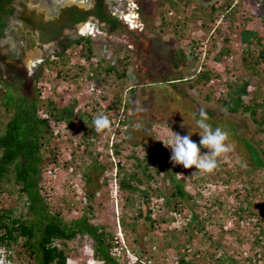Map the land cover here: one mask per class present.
<instances>
[{
    "label": "rangeland",
    "instance_id": "obj_1",
    "mask_svg": "<svg viewBox=\"0 0 264 264\" xmlns=\"http://www.w3.org/2000/svg\"><path fill=\"white\" fill-rule=\"evenodd\" d=\"M112 1H115V4H112ZM176 1L178 2L175 3V8L169 9L170 3L167 0H105L106 10L111 14L117 13L122 25L126 26L122 31L110 30L109 25L99 20L94 23L91 21V17H88L86 21L77 23L75 28L66 29L63 32L64 34L78 32L81 35L90 36L93 49L99 56L117 59L128 55L126 83L128 88H133L134 91L131 95V102L137 99L135 98L137 94L141 96L137 103H134L136 104L134 109L136 114L142 117V120L131 119L130 122L133 121L132 125H139V128L143 130L141 137L145 138L146 135L147 140L144 145L132 147L125 144L119 154L114 153L113 147L116 146V142H119L124 136L131 135L124 131L123 127L125 128V126H121L119 123L122 111L106 109L114 88L117 87L115 77L111 76L108 83L96 88L92 95L89 94V88H92V85L87 86L86 74L90 72L87 67H84L81 77L71 80L70 76L78 71L79 45L76 46L75 51H71V54L67 55L68 63L61 66L62 70L67 71L68 78L56 76V70L60 68L58 65L55 69L50 66H37L46 55L52 52V44H41L37 35L38 31L33 30L34 32H32L22 18L46 21L53 18L52 14L66 6L76 5L82 10H88L93 7L95 0H15L14 12L9 19L8 29L14 28L16 35L1 41V44L8 46H5L6 48L0 46V54L6 60L5 63L0 61V72L6 78L16 75L22 79V91L31 96L34 94V89L39 87L41 88V97L51 96L55 100L62 98L64 102H69L73 97L77 100L76 113L78 116L72 120V128L66 132L62 123L55 129L58 135H53L50 139L51 145L57 149V163L51 162L52 155L47 156L46 160L49 162L42 171L47 200L50 202L52 210L60 211L65 220L86 214L91 222L103 229L104 232L115 234L116 219L119 217L121 220V216H123L125 223L135 222L133 229L129 226L122 230L129 248L139 250L144 255H151L152 264H176L174 261L177 256L176 246L178 245L176 244L184 242L183 236L185 237V235L171 234L169 230L182 227L195 209L205 220L204 230L196 231L198 234L196 233L194 238V244L199 245L200 243V254L194 255L197 250L194 247H191L188 252L194 255L195 264H218L216 261L218 254H220L219 258H223L221 264H264V256L261 253L264 249L253 244L254 234L258 231V227L253 223H247L249 225H246V228L237 227L236 218L230 215L238 201L241 200V193L238 197L236 195L245 186L247 179H252L255 184L259 182L258 177L252 172L248 176L243 172V169H247L248 165L228 151L217 157L218 166L210 173L196 170L194 166L185 169L182 165L173 164L170 161L171 149L165 147L162 142H167L172 131L181 136L190 135V138L193 137L192 126L189 125L192 122L186 117L188 112L183 115L180 111L182 105L187 103L191 108L190 114H199V110L204 108L207 115L210 114L220 120H228L233 125L241 127L242 131L248 135L254 133V135L260 136L256 132V124L248 118V112L229 113L225 109L223 101L226 98L223 97V91L226 89L224 80L240 82L247 75L242 70L240 62L244 46L240 41V32L242 28H245L260 32V34L264 33V0H189L186 4H183L181 0ZM225 1L231 2V8L226 7ZM211 6L215 7L218 16H215V20L210 24L217 25L220 32L216 35L212 32L213 30H210L203 37L206 39L202 40L203 43L207 40L206 44L200 43L195 49H190L193 51L192 54L188 50L191 43L187 42L192 36L200 37L201 33L199 31H196V35L187 33L184 40H180L173 35L171 25H163L160 21L162 17L184 18L195 13L200 16L196 22L199 24L201 19L206 16L202 13L203 8L208 12ZM234 6L237 9L232 12L233 22L230 28L229 22L224 17L222 18L221 14H228ZM193 23L189 22L187 26H192ZM24 33H30L33 36L34 41L31 45L29 40L22 41L21 38H25ZM224 36L230 38L229 43L222 40ZM211 40L216 41L215 46L209 55L206 50V56L201 60L203 50L206 48L204 46L212 45ZM8 48L18 54L15 60L10 57ZM181 48L185 49L184 56H179L178 52ZM198 48L201 50L197 53ZM220 50L222 54L220 59L214 60V56ZM226 51L227 53H225ZM228 60L232 63L226 66ZM93 61L95 62V60ZM210 63L214 64L212 74L220 76L212 79L213 91L221 93L214 94L208 101L187 87L185 82L167 83V87L164 88L162 81L157 86L158 88L148 89V84L152 81L159 82L165 78L178 77L179 75L186 77L189 76V73H194L195 70ZM10 65H14V67H9ZM224 69H228L229 73L224 72ZM260 70L261 74L259 75L264 76L263 69L259 68L258 71ZM36 75H39L40 79L35 83L33 79ZM256 82H258V86H256ZM136 87L137 90L134 89ZM248 88L250 90L248 93L253 90L261 91L262 98L260 100H264V78L254 77ZM125 91L122 96L125 95ZM144 92L146 93L144 94ZM182 92L191 96L193 100L190 97L182 98ZM103 95L106 97H102ZM175 97H181V102L176 107L172 105L176 102L173 99ZM249 97L247 94L243 100L247 101ZM101 113L112 122L111 129L100 132L95 130L96 136L91 139L92 144L88 150L84 151L81 148L79 152L73 148V141H77L84 126L93 125V117ZM79 116H82V121L79 120ZM224 125L228 126V124ZM197 140H200V137ZM69 143L72 144V147ZM132 151L138 154L141 159L142 157L146 158L148 153L153 154L155 158L163 159V163L159 164L158 172L154 171L153 165L148 168L146 174L149 173L150 177L142 178V183L137 184L140 188L157 189L167 194L172 184L169 183L166 176L173 173L177 179L182 180L184 190L195 200L194 208L186 207L180 212H174L171 208H165L162 205L163 199L159 201L162 203H157L158 206L156 203L152 205L151 203L156 198L154 195L150 197L149 205L145 204L143 198L134 196L133 205L125 206L124 196L126 194H122L119 189L116 190V185L112 182L118 183V181L111 178L118 171L117 164H121L126 172L139 171L140 168L137 167L136 160L128 157ZM155 151L159 152L157 155L159 157L154 154ZM207 151L208 149L201 154ZM100 166L104 170L96 169ZM235 166L236 169H234ZM231 169L234 170L235 178L233 177L230 183L224 184L222 182L226 177L224 171L231 172ZM84 172L91 174V183H84ZM108 176L109 178H107ZM83 186L89 192H93L91 202L88 201ZM212 200L222 202L221 206L212 204ZM255 200L261 202V207L264 208L263 192L256 193ZM70 203H73L74 206L70 207ZM0 206L14 208L16 213L25 212V205H22L16 193H3L0 197ZM53 206L56 209H53ZM151 206L154 208L151 210V218L154 220L165 218L166 222L158 221L155 225H151L148 220L144 219L145 209ZM57 245L61 246L59 243ZM154 245L156 249L150 250ZM66 249L67 264H95L91 259L88 243L84 239L81 241L78 238L68 240ZM19 250H21L20 246H15L10 251L3 250L0 253V259L4 260V264H9V262L10 264H35L18 255ZM179 251L185 250L179 248ZM210 253L214 254L213 257ZM246 256L250 258L249 263L245 260ZM129 262L131 261L121 258L118 264H139L138 262Z\"/></svg>",
    "mask_w": 264,
    "mask_h": 264
},
{
    "label": "trees",
    "instance_id": "obj_2",
    "mask_svg": "<svg viewBox=\"0 0 264 264\" xmlns=\"http://www.w3.org/2000/svg\"><path fill=\"white\" fill-rule=\"evenodd\" d=\"M14 1L0 0V44L3 39L16 35L14 28L8 29L10 25L9 19L14 12ZM181 1L183 4H186L189 0ZM167 2L170 3V7L168 8L171 9V7L175 8V3L178 1L167 0ZM105 3V0H95L93 7L88 10H82L76 5L66 6L58 10L57 13L52 14L53 18L46 21L30 20L24 17L22 19L25 20L32 32L38 31L37 35L41 44H52V52L46 55L37 66H50V68L55 69L58 65L60 68L56 70V76L68 78L67 71L62 70L61 66L68 63L67 55H70L71 51H75L74 49L79 45L78 55H80V60L77 62L78 71H75L70 76L71 80L81 77L84 67H87L90 71L86 74L87 86L92 85V88H89V94L92 95L96 91V88L106 85L111 76L115 77L117 87L116 89L114 88L112 98L106 109L121 110L122 117L119 119V123L121 126H125V128L123 127L124 131L131 134L130 136L122 137L119 142H116L113 150L115 154H119L120 149L125 147V144L137 147L144 145L147 141L146 135L145 138L141 137L143 130L136 127L137 125L135 124L132 125L133 121L130 122L131 119L142 120V117L138 116L134 109L136 105L134 103H137L141 96L137 94L135 97L137 99L131 102V95L134 91L132 90L133 88H128L126 83L129 57L125 55L121 58L112 59L99 56L93 49L90 36L81 35L78 32H74V34L63 33L66 29L75 28L77 23L86 21L88 17H91L90 19L94 23H96V20H99L109 25L110 30L122 31L126 26L122 25L117 13L111 14L106 10ZM112 4H115V1H112ZM225 4L226 7L231 8V2L225 1ZM238 5L240 6V3ZM234 7L228 14H221L222 18L224 17L229 22L230 28L233 22L232 12L237 9V7ZM214 8V6H211L208 12L203 8L202 13L206 16L201 19L199 24H196V22H198V17L200 16H197L195 13L184 18L162 17L160 21L163 25H171L173 35L180 38V40H184L187 33L188 35H196V31H199L201 33L200 37L195 38L192 36L187 42L196 46L197 43H200L201 38L207 35L213 28V24L211 25L210 23L215 20V16H218ZM189 22L194 23L188 27L187 24ZM218 28L214 29L216 35L220 32ZM24 37L27 39L21 38L22 41L29 40L30 45L33 43L34 39L30 33H24ZM229 39L228 36L222 38L225 43H229ZM240 41L244 45L240 62L242 70L247 75L240 82L228 79L224 80L226 89L223 92V97L226 100L223 101V104L229 113L248 112V118L256 124V132L260 136L254 135V133L248 135L242 131L241 127L233 125L228 120H220L210 114L207 115V123L211 124L213 128L221 127L228 132V143L232 150H230V153L235 154L240 161L248 165L247 169H243V172L247 173V176L252 172L253 175L258 177V184H255V181L248 178L245 186L239 190L236 196L238 197L241 193V200L238 201L232 213L236 218L235 223L237 227L240 219L245 221L244 226L240 227L246 228V225L251 223L258 227V231L256 232L258 234H254L253 244L264 249V208L261 207V202L255 200L256 193H264V100H260L262 98L261 91L253 90L249 93L247 91V86L250 82H253L254 77L264 78L263 75H259L261 74V70L258 71L259 68H262V73L264 72V33L260 34V32L242 28ZM211 42L214 47L216 41L211 40ZM0 46L5 47L8 45L1 44ZM184 48L179 50V56H184ZM209 49L211 51L212 48L208 47L207 50ZM8 50L10 51V57L15 60L18 54L12 51L11 48H8ZM221 55L220 50L214 56V60L220 59ZM176 60L179 61V59ZM0 61L6 62L2 54H0ZM212 62L214 63L213 60ZM213 63L203 66L200 70H195L194 73H189V76L186 77L179 75L178 77L165 78L159 82L152 81L148 84V89L158 88L157 86L162 81L164 88L167 87V83L185 82L187 87L208 101L212 97L213 87L211 85L209 89L208 83L213 77H220L219 74H212V66L215 64ZM231 63L228 60L226 66ZM12 66L14 67V65ZM12 66L10 65L9 67ZM224 70V72L229 73L228 69ZM39 73L41 74V72ZM38 76L36 75L33 79L35 83L40 79ZM21 81L22 79H19L16 75L6 78L0 72V197L3 193H16L22 205H25L24 213L21 211L16 213L14 208H3L0 206V247L9 250L14 249L15 246H20L21 250L17 252L18 255L33 261L35 264H67L66 242L78 238L79 241L84 239L88 243L89 248L92 249V257L95 260L103 261L100 264H118V261L109 253V247L113 246V233L104 232L103 229H100L99 226L91 222L86 214H82L78 218L65 220L60 211L52 210V206L48 202L44 190L42 171L44 166L49 162L46 160L47 156L50 157L52 155L50 157L51 162L57 163V149L51 145L50 139L53 135H58L55 129L60 124H64L63 129L66 132L72 128V120L78 116L76 113L77 100L73 97L69 102H64L62 98L55 100L51 96L41 97V88L39 87L34 89V94L31 96L22 91ZM258 85V82H256V86ZM134 89L137 90V87ZM124 91L125 95L122 96ZM182 93V98L190 97L192 99L188 94ZM247 94L250 97L249 100L245 101L243 97ZM102 97L105 98L106 96L103 95ZM181 97L173 98L176 102L172 105L176 107L181 102ZM182 106H179L181 107V113L185 115L188 112L189 114L187 113L186 117L192 122L189 124L192 126L193 132V137L190 139L199 145V140L197 139L200 137L199 133L201 130L196 125V120L200 118L199 114H190L189 110L191 108L188 103ZM78 118L81 121L83 120L82 116ZM224 124H228V126ZM96 133L93 125H85L77 141H73V148L79 152L81 148L84 151L88 150L92 144L91 139L96 136ZM71 143L69 145L72 147ZM206 150V148H200L201 152ZM158 153V151L154 152L156 156ZM128 157L136 160V165L140 168L139 171L126 172L121 164H117L118 171L114 176L118 181L117 186L120 192L126 194L124 196L125 206L129 207L133 205L134 196L143 198L145 204L149 205L150 197L154 195V197H162V205L165 208H171L174 212H180L186 207L194 208V205H196L195 200L184 190L182 180L177 179L173 173L166 176L169 183L172 184L167 194L157 189H143L137 185L142 183V178L150 177V174H146V171L151 165L154 166V171L158 172L159 164L163 163V159L155 158L153 154L149 153L146 158L142 157L141 159L134 151L128 154ZM65 167H67V164H65ZM98 168L100 171L104 170L102 166L96 169ZM224 173L226 174V177L222 180L224 184L230 183L232 178H235L232 171L225 170ZM83 178L84 183L92 182L89 172H84ZM85 191L88 201L91 202L93 192H89L86 188ZM212 204L221 206L222 202L212 200ZM72 206L74 204L70 203V207ZM54 208L56 209L53 206ZM89 208L91 209V207ZM145 212L144 219L148 220L151 225H155L158 221L166 222L167 220L165 218H161L160 220L152 219L150 208L145 209ZM120 221L123 228L130 226L133 229L135 227L134 221L125 223L123 216H121ZM204 221L194 209V212L191 213L187 222L182 227L171 228L169 230L171 234L185 235V237L183 236V239L185 238L184 242L176 244L178 245L176 246L177 264H195L194 255L198 256L201 248L199 247L200 243L199 245L194 244V238L196 233L198 234L196 231L204 230ZM171 237L173 238V235ZM239 239L241 241V236ZM57 243L61 244V246H58ZM191 247L197 249L194 255L188 253ZM214 247L216 248V245ZM179 248H183L185 251H179ZM261 253L264 256V250ZM210 255L213 257L214 254L210 253ZM219 257L216 258V261L218 264H221L223 258ZM245 260L249 263V256H246ZM230 261L233 262L232 259Z\"/></svg>",
    "mask_w": 264,
    "mask_h": 264
},
{
    "label": "clouds",
    "instance_id": "obj_3",
    "mask_svg": "<svg viewBox=\"0 0 264 264\" xmlns=\"http://www.w3.org/2000/svg\"><path fill=\"white\" fill-rule=\"evenodd\" d=\"M216 27H217V25L213 24V28L211 29V30H213L212 32H214V29ZM203 39H206V37L201 38L200 43H203L202 42ZM206 41H205V43H203V45L206 44ZM200 43H197V45H199ZM196 46H193L191 44V46H188V50L195 49ZM204 47H206V48H205V50H203L201 60H203L205 58L206 50L208 49V47L206 45ZM210 47L213 48V46L211 44H210L209 48ZM199 50H201V49L198 48V50H196V52L198 53ZM190 51H191V53L193 52L192 50H190ZM184 53H185V51H184ZM209 54H210V49L207 50V55H209ZM186 56H187V53H186ZM212 79L208 83L209 89L211 86V82L213 81ZM248 87H249V85L247 86V91H250ZM219 93H221V92L216 93L213 91V88H212V95H211L212 97L214 96V94H219ZM138 110H142V109H138ZM199 117L200 118L196 120V125L201 130L199 133V135H200L199 145L197 144V142H194L193 140L190 139V135L181 136L179 133H175L173 131H172V135L167 138V142H164V141H162V142H163L165 147H168L171 149L170 161L173 164L182 165L185 169H188V168H191L194 166L196 170H200V171H203L206 173H210L217 167V164H218L217 157L220 156L221 154L227 153L228 151L231 150V146L228 143L229 134L227 131L223 130L221 127L213 128L211 124L207 123L208 116H207V113H206L204 108H201L199 110ZM93 125H94L95 130L97 132H100L103 130H110L112 127V122L110 121V119L107 116H105L104 114L101 113V114H98V115L93 117ZM136 127H139V125H137ZM201 147L208 149V151L204 154H201V151H200ZM234 169H236V166L234 167ZM116 170H117V168H116ZM231 171L234 174V170L231 169ZM116 173H117V171L113 174V176L111 178V179H114V181L116 180V178L114 177L116 175ZM112 183L113 184L115 183L116 190L119 189L117 186V184H118L117 182H112ZM162 199H163L162 197H156V198H154V202H152L151 204L154 205V203H156V206H158L159 204H157V203H162V202H159ZM149 208L151 210L154 209L152 206ZM230 215H231V217H234V214L232 212H230ZM244 224H245V221H243L242 219H240L238 221V227L244 226ZM116 227H117V229L115 231V234L113 233V246L109 247V253L118 262L121 258H125L126 261H131L130 255H128L125 251L123 252V255L121 257H116L112 254L113 248L115 246H121L122 245L120 243V235H121V238L123 239V245L129 249V252L131 251V252H134L136 254L141 253V251H139V250L137 251L134 248H132V249L129 248V246L126 244L125 234L123 236V231H122L124 228H121L122 225H121V221H120L119 217L116 219ZM115 238L118 239V241L115 242L114 241ZM0 249H3L4 251H10L11 250V249L5 250L4 248H1V247H0ZM155 249H156V247L154 245V246H152V248L150 250H155ZM3 250H0V253H2ZM90 250H91L90 253H91L92 261L95 264L102 263L103 261L95 260L92 257V249H90ZM141 256H148L153 261V258L151 257V255H144L143 253H141ZM8 257H10V256H8ZM166 260H167V258H166ZM176 260H177V256H176ZM0 264H4L3 259H0ZM9 264H10V262H9Z\"/></svg>",
    "mask_w": 264,
    "mask_h": 264
},
{
    "label": "built area",
    "instance_id": "obj_4",
    "mask_svg": "<svg viewBox=\"0 0 264 264\" xmlns=\"http://www.w3.org/2000/svg\"><path fill=\"white\" fill-rule=\"evenodd\" d=\"M115 242L118 241V239L115 238L114 240ZM120 243L122 244L121 246H115L113 248V252L112 254L116 257H121L123 255V252L125 251L128 255H130V258H131V262L129 263H132V262H138L139 264H152L153 261L151 258H149L148 256H141V253H134V252H129V249L126 248L124 245H123V239L121 238V235H120ZM220 254L217 255V257H219ZM175 259V263L176 262V257L174 258Z\"/></svg>",
    "mask_w": 264,
    "mask_h": 264
}]
</instances>
